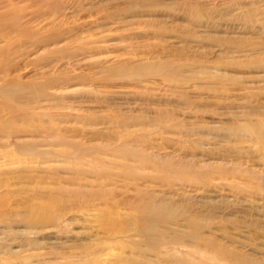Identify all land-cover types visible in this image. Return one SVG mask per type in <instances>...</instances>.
<instances>
[{
	"label": "rangeland",
	"instance_id": "rangeland-1",
	"mask_svg": "<svg viewBox=\"0 0 264 264\" xmlns=\"http://www.w3.org/2000/svg\"><path fill=\"white\" fill-rule=\"evenodd\" d=\"M249 124L264 0H0V264H264Z\"/></svg>",
	"mask_w": 264,
	"mask_h": 264
},
{
	"label": "bare ground",
	"instance_id": "bare-ground-1",
	"mask_svg": "<svg viewBox=\"0 0 264 264\" xmlns=\"http://www.w3.org/2000/svg\"><path fill=\"white\" fill-rule=\"evenodd\" d=\"M247 127L251 129V131L255 133L257 137H263L264 131L261 129L257 127H251L250 124L249 126L247 125ZM175 215L176 213L174 214L173 211L167 212L166 207L152 209L148 212V215L142 219L133 236L135 235L144 237L145 244L151 248L165 245L167 243V237H165L166 235L162 233L163 231L158 229L159 227H157V224L167 220L166 218H174ZM191 222L196 227L201 224V222L197 221L196 219H192Z\"/></svg>",
	"mask_w": 264,
	"mask_h": 264
}]
</instances>
